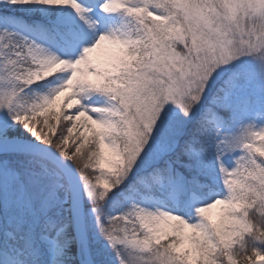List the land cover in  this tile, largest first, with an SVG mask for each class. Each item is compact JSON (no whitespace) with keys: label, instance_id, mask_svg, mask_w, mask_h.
I'll list each match as a JSON object with an SVG mask.
<instances>
[{"label":"snow or ice","instance_id":"6c2138e0","mask_svg":"<svg viewBox=\"0 0 264 264\" xmlns=\"http://www.w3.org/2000/svg\"><path fill=\"white\" fill-rule=\"evenodd\" d=\"M0 264H264V0H0Z\"/></svg>","mask_w":264,"mask_h":264},{"label":"rangeland","instance_id":"374dc122","mask_svg":"<svg viewBox=\"0 0 264 264\" xmlns=\"http://www.w3.org/2000/svg\"><path fill=\"white\" fill-rule=\"evenodd\" d=\"M93 55H94V56H97L98 54H97V53H94ZM106 155H108L109 158H111L110 154H108L107 152H106ZM107 167H108V165L106 164V165H105V168L107 169ZM219 211H220L219 206L212 208V209H211V218H212V219H216V217H217L218 214H219Z\"/></svg>","mask_w":264,"mask_h":264},{"label":"trees","instance_id":"16d2710c","mask_svg":"<svg viewBox=\"0 0 264 264\" xmlns=\"http://www.w3.org/2000/svg\"><path fill=\"white\" fill-rule=\"evenodd\" d=\"M208 215L211 217V209H209V211H208ZM218 218H219V214H218V216L216 217V219H213L214 221L215 220H218Z\"/></svg>","mask_w":264,"mask_h":264}]
</instances>
